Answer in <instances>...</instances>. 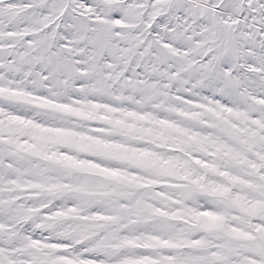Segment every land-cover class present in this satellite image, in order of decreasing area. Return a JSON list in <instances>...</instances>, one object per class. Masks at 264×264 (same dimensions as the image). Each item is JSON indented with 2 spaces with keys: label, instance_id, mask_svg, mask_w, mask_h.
<instances>
[{
  "label": "snow or ice",
  "instance_id": "6c2138e0",
  "mask_svg": "<svg viewBox=\"0 0 264 264\" xmlns=\"http://www.w3.org/2000/svg\"><path fill=\"white\" fill-rule=\"evenodd\" d=\"M0 264H264V0H0Z\"/></svg>",
  "mask_w": 264,
  "mask_h": 264
}]
</instances>
